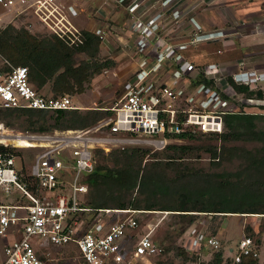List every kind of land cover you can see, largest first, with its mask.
<instances>
[{
	"label": "built area",
	"instance_id": "built-area-1",
	"mask_svg": "<svg viewBox=\"0 0 264 264\" xmlns=\"http://www.w3.org/2000/svg\"><path fill=\"white\" fill-rule=\"evenodd\" d=\"M0 10L5 11L0 13V29L6 24L1 17L6 13H13L8 23L15 27L20 25V16L33 14L48 35L70 46L82 43L83 32L72 22L77 9L59 0H0ZM142 28L140 24L139 31ZM203 35L197 31L184 46L206 41L201 40ZM141 43L144 56L135 81L110 109L112 117L85 130L19 133L18 138L29 144L23 149H39L28 172L38 183L37 193L22 181L18 157L0 152V195L9 198L21 192L16 203L0 202V238H12L4 248L1 264H49L39 254L41 245L73 249L84 264H139L161 256L163 250L154 239V231L140 232L136 215L145 211L93 209L83 200L89 191L84 177L96 168L94 151L110 153L133 146L163 150L181 141L175 137L183 134L221 135L225 132V116L264 108V98H246L230 83L231 78L238 86L264 92L263 69L249 68L244 62L200 67L179 54L181 45L161 41L150 54L143 50L147 41ZM168 65L175 70L171 80L166 73ZM200 77L213 82V86L195 85ZM0 108L46 112L78 109L69 96L41 95L30 82L28 68L22 66L0 72ZM68 174L70 181L66 179ZM254 216L264 219V215ZM187 235L185 250L189 255L222 249L216 236L205 238L204 233L193 231ZM256 247L257 241L244 236L231 258L237 264L244 257L258 259Z\"/></svg>",
	"mask_w": 264,
	"mask_h": 264
},
{
	"label": "rangeland",
	"instance_id": "rangeland-1",
	"mask_svg": "<svg viewBox=\"0 0 264 264\" xmlns=\"http://www.w3.org/2000/svg\"><path fill=\"white\" fill-rule=\"evenodd\" d=\"M81 5L83 12L80 13L77 20L72 19V22L80 31L91 32L99 37L102 43L98 61L110 64V68L95 75L91 82L86 84L87 89L83 94L68 95L75 107H78V110L82 112L89 110L110 111L129 90L130 85L135 81L138 63L144 56L141 52V42L145 41L148 46L143 50L150 54L151 50L153 52L161 41L181 45L179 54L200 67L213 64L231 66L238 62H244L249 68L264 70V0H81ZM2 12L5 11L0 10V13ZM9 18L7 17L6 21ZM20 18L18 28L27 29L30 33L38 36L48 35V32L43 29L33 14L28 17L20 16ZM27 18L28 20L24 21ZM85 21L90 24L89 27H86ZM140 24L145 27L141 31H139ZM2 25V29H5L12 24ZM197 31L204 33L201 40L206 41L197 45L184 46L186 41ZM220 50L223 51L221 55L218 54ZM86 61H91L87 55L76 56L78 65ZM12 67L14 66L0 58V72L7 73L11 71ZM5 68H9V71H4ZM174 72L173 66L168 65L166 73L169 80L172 79H170V75L173 76ZM261 86L264 87V82L261 83ZM43 94L51 96L48 87ZM182 104L181 106H183ZM251 112L255 115L262 112L264 115L263 108L252 109ZM52 114L50 113L47 117L48 123H53L50 118ZM107 119L104 118L101 121ZM0 124L8 134L7 136H15L19 133H40L27 131L29 122L25 116L17 118L15 125L10 127L5 122L0 121ZM258 128L264 129V119L258 122ZM7 145L11 147L14 144L7 143ZM169 145H187L194 148L191 154L185 156L186 158L178 159L176 162L183 163L186 168L193 169L194 175L204 176L216 173H233L241 166L239 160L225 158L219 166L215 167L212 165L211 152L207 150L209 147H218L220 153L222 147H243L255 151L261 146L260 143L243 141L227 145L221 140H210V137L202 135L197 136L195 140L174 141ZM16 147L15 149L21 157L17 160L18 169L21 170V163L24 162L28 173L39 149ZM167 147L158 151L147 146H133L127 149H150V153L143 163L144 167L153 161L166 162L167 158L172 155L175 157L174 152L168 151ZM112 152L104 153L105 156H109ZM100 163L103 162L100 161ZM106 164L113 166L111 161ZM71 178L70 174L66 177L67 181H70ZM168 178L176 179L175 172L170 171ZM89 193L90 191L83 199L86 203ZM136 195L137 192L134 193V197ZM20 196L21 192H15L9 198H3L0 195V202L16 203L14 201ZM175 202L176 197H171L160 200L158 204H173ZM139 211H145V214L136 215L141 225L140 232L145 233L152 229L156 243L163 250L161 256L151 259L148 261L149 263L140 261L139 264H211L215 253L208 249H205L201 255H189L186 252L187 234L192 231L196 234L204 233L205 238L216 236L222 244L225 263L237 253L238 245L244 236L252 237L257 242L261 239L256 247L259 254L257 262L264 264V219L256 218L258 216L213 217V214H203L192 226L188 227L186 234L183 235L181 232L188 226V222L177 216L178 213L160 210ZM11 239H0V260L2 258L1 249L6 247L5 243H11ZM177 247L184 249L187 257L180 254ZM38 248L40 256L49 260V264H84L73 249H58L45 245Z\"/></svg>",
	"mask_w": 264,
	"mask_h": 264
},
{
	"label": "trees",
	"instance_id": "trees-1",
	"mask_svg": "<svg viewBox=\"0 0 264 264\" xmlns=\"http://www.w3.org/2000/svg\"><path fill=\"white\" fill-rule=\"evenodd\" d=\"M101 43L98 36L87 31H83L82 43L70 46L56 36H38L27 29L9 25L0 29V58L14 67H27L30 82L46 98L80 95L86 91V84L95 75L110 68V64L98 61ZM79 54L87 55L91 61L78 65L76 56ZM4 71H9V68ZM230 83L238 94L246 98H264L263 91H250L247 86L236 85L231 78ZM200 84L213 86V82L204 77H200L195 83ZM47 87L51 96L43 94ZM50 113H53L50 116L53 123H48L47 120ZM113 115L112 111L99 110L46 112L0 108V121L5 122L8 127L15 125L17 118L25 116L29 122L27 131L40 133L85 130ZM263 119L262 114L227 115L224 118L225 132L221 135L187 133L175 137L179 140H195L202 135L210 137V140H221L227 145L240 141L260 143L261 146L255 151L243 147H222L220 153L218 147L207 149L211 152L212 165L215 167L225 158L239 160L240 169L233 173L194 175L193 169L176 162L193 152L194 148L187 145H169L167 150L174 152L175 157L172 155L166 162L153 161L144 167L145 158L150 153L148 148L116 150L109 156H105L103 150H95L96 168L93 173L84 177L90 191L86 204L93 209L178 213L177 216L188 222V226L181 232L183 235L203 214H213V217L264 215V129L258 128V122ZM5 151L21 158L17 149L0 145V152ZM217 159L219 160L216 161ZM109 161L113 163L112 167L106 164ZM21 164L19 174L22 181L30 191L37 193V181L28 175L24 162ZM170 171L175 172L176 179L168 178ZM171 197H176L175 203L158 204L160 200ZM259 242L261 239L257 243ZM178 250L185 255L184 249L179 247ZM224 258V251L221 249L214 254L211 264H237L233 259L225 263ZM257 261L252 257H244L239 264H258Z\"/></svg>",
	"mask_w": 264,
	"mask_h": 264
},
{
	"label": "crops",
	"instance_id": "crops-1",
	"mask_svg": "<svg viewBox=\"0 0 264 264\" xmlns=\"http://www.w3.org/2000/svg\"><path fill=\"white\" fill-rule=\"evenodd\" d=\"M59 2H61L63 5H65V6H67V7H69V6H73V7H75L76 9H77V11H78V15L77 16H74V18L73 19H75V20H77V18H79V16H80V13L81 12H83V9L81 8V0H59ZM9 13H12V12H9ZM2 17V19H4V21L6 22V23H8V22H10L11 20H12V17H13V14H11V15H9L8 13H6V14H4L3 16H1ZM7 17H10L7 21H6V19H7ZM92 21V20H91ZM86 22V21H85ZM87 23V22H86ZM89 23H87V25H86V27H89ZM18 26V24L16 25V27ZM239 63V62H238ZM238 63H236V64H238ZM235 64V65H236ZM0 239H3V238H0ZM9 239V238H8ZM11 242H12V239L10 240ZM8 244H10V243H8ZM7 243H5V245L7 246L8 245ZM5 248V247H4ZM1 254H2V258H1V260H0V264L2 263V261H3V258H4V249H1Z\"/></svg>",
	"mask_w": 264,
	"mask_h": 264
},
{
	"label": "bare ground",
	"instance_id": "bare-ground-1",
	"mask_svg": "<svg viewBox=\"0 0 264 264\" xmlns=\"http://www.w3.org/2000/svg\"><path fill=\"white\" fill-rule=\"evenodd\" d=\"M8 134H6V131L4 130V128L1 126L0 124V142L1 143H13L15 146H19V147H28L29 144L26 141V139L23 138H18L20 137L19 134L15 135V136H7Z\"/></svg>",
	"mask_w": 264,
	"mask_h": 264
}]
</instances>
